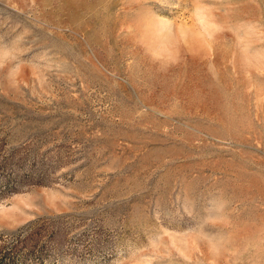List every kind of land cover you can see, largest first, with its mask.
I'll use <instances>...</instances> for the list:
<instances>
[{
    "label": "rangeland",
    "instance_id": "rangeland-1",
    "mask_svg": "<svg viewBox=\"0 0 264 264\" xmlns=\"http://www.w3.org/2000/svg\"><path fill=\"white\" fill-rule=\"evenodd\" d=\"M0 264H264V0H0Z\"/></svg>",
    "mask_w": 264,
    "mask_h": 264
}]
</instances>
